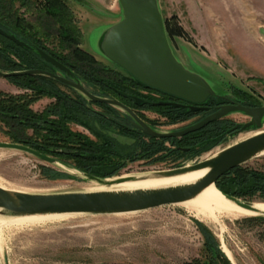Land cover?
<instances>
[{
    "label": "rangeland",
    "instance_id": "374dc122",
    "mask_svg": "<svg viewBox=\"0 0 264 264\" xmlns=\"http://www.w3.org/2000/svg\"><path fill=\"white\" fill-rule=\"evenodd\" d=\"M65 2L71 10L69 32L73 29V33L77 34L78 31L81 33L79 47L94 55L105 67L129 76L101 50L105 33L123 19L120 1L65 0ZM158 5L174 54L188 69L202 75L212 86L215 96H210L207 100L233 99L241 102L245 99L235 91L242 89L250 92L251 101L264 104V0H158ZM15 9L19 13L25 10L19 1L15 2ZM173 16L176 18L172 20ZM27 17L32 21L35 18L29 14ZM167 21L176 31H178L176 26L181 27V31L171 33L167 29ZM59 39L56 34L47 35L43 42L63 54ZM3 44L5 43L0 40V46H4ZM0 69L10 70L1 66ZM75 77L78 82L87 85L89 89L93 88L97 93L103 90L98 85L86 81L83 76ZM24 90L25 88L18 84L0 77V91L10 93ZM70 92L75 98H80L77 91ZM31 94L34 98L32 102L37 101L33 105L36 110H41L50 101L46 95L35 100L38 93ZM86 99L87 97L84 100ZM112 107L122 113L125 111L116 105ZM95 108L101 110L99 107ZM82 114L80 115L83 120L86 114ZM144 114L158 121L153 126L150 125L156 131L179 130L199 118L192 113L174 114L170 119L150 111ZM223 119L225 124L221 136L224 137L215 138L213 143L215 145L205 151H202L204 148L202 146L206 144L197 142L196 134L193 135L195 138L192 142L179 141L183 146H192L191 153L180 157L156 151L152 152L154 157L162 155L165 158L147 162L140 157L135 161L129 159L123 162L120 155L104 153L101 148L93 152L99 158L91 162L104 164L106 167L104 170L116 169L117 174L114 177L169 169L207 158L226 145L253 135L258 129L252 127L229 134L226 127L231 123L241 127L250 118L244 112L233 111ZM68 126L70 130L82 132L86 139L95 144L101 142L98 136L81 123L73 121ZM8 129L9 125L5 121H0V142H12L7 133ZM121 132H112L118 139L120 147L136 143L129 134ZM170 146L169 141H163L159 149ZM50 150L60 152L61 158L69 163L76 161L71 156L74 149L53 145ZM60 162L54 164L22 150L0 148V187L27 192L92 189L95 181L86 178L77 170L63 166ZM42 165H49L65 172H68L67 169L75 173L77 178L47 179L41 174ZM242 165L264 171V154L255 156ZM240 198L264 201V189H259L253 197L248 194ZM251 217L223 218L225 228L222 230L215 222L196 219L180 202L136 212L67 214L54 220L10 224L2 226L0 230V264H191L197 261L204 263L209 255L205 251L204 238L195 220L212 230L220 242L221 249L222 242L218 235L224 234L226 244L233 254L232 259L227 256L232 264H264V221L251 220Z\"/></svg>",
    "mask_w": 264,
    "mask_h": 264
},
{
    "label": "water",
    "instance_id": "95a60500",
    "mask_svg": "<svg viewBox=\"0 0 264 264\" xmlns=\"http://www.w3.org/2000/svg\"><path fill=\"white\" fill-rule=\"evenodd\" d=\"M123 10V19L113 25L101 44L103 54L145 85L157 88L171 95L186 99L192 103H203L215 92L208 81L200 74L188 69L174 54L170 46L165 21L159 9L158 0H119ZM0 34L24 45V42L0 28ZM40 54L48 61L70 72L69 68L43 50ZM38 70L23 72H2L0 76L13 74L36 73ZM62 81L73 85L86 93L95 101H104L128 110L136 119L135 125L144 133L155 138H178L206 127L209 123L226 117L233 111L244 112L250 120L244 123L236 132L248 128H258L257 131L241 140L226 145L211 156L188 164L159 169L157 175L170 176L192 170L208 169V171L193 184L161 188L147 191H63V192H27L0 187V208L7 216H24L32 214H115L142 211L161 205L180 203L189 200L201 192L206 186L214 183L231 169L242 165L251 158L258 156L264 150V105L246 106L241 103L222 105L217 111L201 121L181 130L156 131L134 114L127 106L114 98H99L89 93L79 83L70 82L62 77ZM178 105V104H177ZM0 148H13L28 152L50 163H58L57 159L43 154L29 146L15 142H0ZM63 166L77 170L86 178L104 184L109 178L99 177L63 162ZM65 169V168H64ZM73 177L76 174L71 173ZM119 177V176H117ZM117 178L115 181H124ZM221 192L240 207L252 209L255 201ZM264 202V201H260Z\"/></svg>",
    "mask_w": 264,
    "mask_h": 264
},
{
    "label": "flooded vegetation",
    "instance_id": "af4514ba",
    "mask_svg": "<svg viewBox=\"0 0 264 264\" xmlns=\"http://www.w3.org/2000/svg\"><path fill=\"white\" fill-rule=\"evenodd\" d=\"M10 1L14 2L15 0H10ZM27 1L29 2L27 3V5L24 6L25 10L22 12L20 11V13L19 12L15 13L14 10L11 8L10 17H7L6 15L0 12V19L1 18L3 20L5 19V22H7L8 24L10 23V25H8L9 28H5L4 26H2V24H0V28L6 31L8 34L14 35L17 39L24 42V45H21L13 41L12 39H9L8 37L0 34V40L3 43H5L3 44L4 46H0V66L10 68V70L7 71L1 69L0 71L23 72L29 70H36V71L38 70V72L13 74L8 77H3V76L0 77L9 80L13 84L22 83V82H27L30 84L38 83L39 84L37 85L38 87L45 85V88L48 82H54L56 86L60 88L61 91H64V93L68 96L67 99L68 101L71 100L76 103H79V107H78L79 113L71 112L70 110H68L65 111V113L63 114V118L65 117L79 118L80 121L82 122L81 123L82 125H84L87 129L91 130L95 134V136H98L101 139V142H97L99 144H95V142H91L88 139H86L82 135V132L72 129V132H74L77 135H80L83 138V142H86L87 146L90 147V151L92 152L91 154L93 155L92 160L94 161L99 157L96 156V154L93 152H96V150L99 149L101 150V148H102L101 151H105L107 154L115 153L120 155L121 157H123L122 158L123 162L129 159L131 161H135L140 157H143L144 160L147 162L157 160L158 158L161 157L165 158V156L162 155L160 157L157 156L158 158L154 157L152 152H156V151H157L156 153H168L169 155L172 156L175 155L177 157H180L181 155L183 156L191 153V147H192V146H183L182 144H179L180 139L190 136L192 133L200 132L201 130L207 128L209 125H211L214 122L217 123V122H221V120L222 121L225 120L223 118L218 119L216 121L209 123L206 127L198 131L191 132L182 137L155 138L144 133L135 125L136 119L128 110L121 107L122 109L125 110L124 113H122L121 111L113 108L112 104L110 103L104 101H95L86 93L82 92L80 89L62 81L59 78H56L53 75L47 74L46 72H50L70 82L79 83L85 88L86 91L95 95L96 97L114 98L118 100L119 102L127 106L134 114H136L141 120H143L149 126L150 125L153 126L158 121L157 120L155 121V119H152L144 114L148 111L162 115L166 119L172 118L174 114L184 115L187 113H192L195 114L194 116H199V118L191 122L192 124H194L201 121L202 119L212 114L213 112L217 111L222 105L225 104L241 103L243 105L252 106V107L264 105L256 101L243 100L240 102L233 99H227V100L210 99V100H206L203 103H192L187 101L186 99L171 95L157 88L145 84L142 85L133 82L131 80L129 81L127 76L121 74L119 71L115 69L105 67L104 65H102V62L98 59H96L98 62L97 64L98 69L104 71V74L98 77L85 76L84 73H82L79 69V63L83 64V61L78 60L77 58L65 59L61 53L57 52L54 48L49 47L46 42H43L45 41L47 35L56 34V36L60 38L59 39L60 41L59 46L61 48L60 50H64L63 54L68 55L69 53L75 51L79 47V44H74L69 42L62 43L64 37H68L69 34L73 33V29H70L69 32V29L62 28L59 22L53 23L51 20H48V16L49 18L52 17L48 15V13H46L45 10H41L39 8L40 5L35 4L43 0H27ZM28 14L34 15L35 18L33 17L34 18L33 21L27 17ZM15 16H17L18 18H23L24 23L18 24L19 21L16 20ZM40 50L45 51L46 53L54 57L56 60H58L60 63L68 67L70 72L61 69L55 64H53L51 61L46 60L40 54ZM85 64L89 65V63H85ZM112 71L115 72L113 73L114 75H110ZM76 75L83 76L86 79V81L98 85L103 90H100L101 93H97L94 91L93 88L89 89L87 85H83L82 83L78 82L75 79ZM126 80L129 81L128 84L126 83ZM116 86H119V88ZM70 91H77L81 99L75 98V96H73ZM31 93H35V90L32 88H25V90L22 92L9 93L10 95L16 96L17 102L21 104H25L28 106V108L32 109L31 110L32 112L28 111L22 116L18 113H10V117H9L10 120L7 118L5 122L7 123L8 120L10 121V125L7 123L9 125V129L7 130L8 131L7 133H9L10 135V141L15 143H20L35 149L34 147L30 146L28 143H30L32 137L35 136V131L37 127L43 128V132L45 134L49 132V128L53 126H54L53 128L59 127L58 121L60 120V117H59V113H56L57 112L56 105L59 102V99L57 95H49L45 93L37 94L35 95V97L39 95L43 96L45 94L46 97L50 99V101L41 110H36L33 105L37 101L32 102L33 94ZM85 96L87 97L86 100H84L86 98ZM14 100L16 99L14 98L12 101ZM95 106L101 108V110L96 109ZM81 113L86 114V117H84L83 120H85L87 124H85V121L82 120L80 115ZM111 114L112 115L114 114L113 117L109 116ZM105 118L106 121H104ZM70 122L72 123L73 121H67V125H69ZM239 128L241 127L240 126L236 127V124L234 125L233 123H231L230 126L226 127V131L229 134H232L235 131H237ZM181 129L184 128H180L179 130ZM21 130H23V133H20L19 140L13 141L15 134H18V131ZM121 131L133 137L136 143L128 147L127 146L120 147L121 145H119L120 143L118 144V139L114 137L112 132L122 133ZM188 140H189L188 142L190 141L192 142L194 141V138L189 137ZM163 141L166 142L169 141L171 143V146L167 147L166 149H159ZM48 143L42 141L35 143L40 145L41 151L37 149L35 150L43 154L49 155L55 159L58 160L60 159V161L62 162L64 161L67 162V160L61 158L62 156H60L61 155L60 152H54L50 150V147H53V145H55V147H60V145H57L58 142L56 143L55 141L52 140L50 142L48 141ZM152 172H158V171L156 170L146 171V173H152Z\"/></svg>",
    "mask_w": 264,
    "mask_h": 264
},
{
    "label": "trees",
    "instance_id": "16d2710c",
    "mask_svg": "<svg viewBox=\"0 0 264 264\" xmlns=\"http://www.w3.org/2000/svg\"><path fill=\"white\" fill-rule=\"evenodd\" d=\"M15 0L14 2H11L10 0H0V12L7 17H10V10L11 8L14 10L15 13H17V9H15ZM44 1V2H43ZM39 3H35L40 5L41 10H45L48 15H50L52 18H49L48 20H51L53 23L59 22L62 26V28L69 29L70 24L69 18L71 14L70 7L67 5L65 0H43ZM21 6L27 5L29 1L26 0H19ZM17 15V14H16ZM18 16V15H17ZM16 17V20H18V24H23L24 19ZM176 17L173 16L172 20ZM72 20V19H71ZM0 24L4 26L5 28H9L7 22H5V19H0ZM178 31L175 30V27L167 21V29L171 33H178L179 30L181 31V27H177ZM80 36L81 33L78 31L77 34L71 33L68 35V37H64V42L69 43H80ZM65 59H71V58H77L78 60L83 61V64L79 63V69L82 73H84L85 76L88 77H98L102 74H104V71L98 69V62L94 55L86 52L82 48L78 47L75 51H72L68 55H64ZM85 63H89L85 64ZM120 67V66H119ZM123 69V68H122ZM126 71V70H125ZM127 72V71H126ZM114 71L110 73V75H114ZM129 76H127L128 80L139 83L144 85L141 81H139L137 78L132 76L129 72H127ZM126 80V83L128 82ZM19 86L23 88H32L37 92L38 94L45 93L49 95H57L59 102L56 105V113H59L60 120L58 121L59 127L58 128H49V132L45 134L43 132V128H36L35 136L32 137V140L30 143H28L30 146L34 147L37 150H40V145L35 144L39 141L48 143V141H56L58 142L57 145H60L61 147H68L73 152L71 153V156L75 158V163H68L63 162L68 165H74L75 168L95 175L99 177H114L117 174V170H104L106 169L104 164H95L91 162L93 159V155L90 154V147L87 146L86 142H83V138L80 135L75 134L70 130V127L67 125V121H75L77 123H82L79 118L72 117V118H63V114L65 111L70 110L71 112H77L79 113L78 107L79 103H76L71 100H67L68 96L64 93V91H61L60 88L56 86L54 82H48L45 85L38 87V83H16ZM36 85V86H35ZM119 88V86H116ZM238 95L243 97L247 101L252 100V95H249L250 92H247L242 89H237L235 91ZM61 93V94H59ZM44 94V95H45ZM41 95L36 96L35 100L38 99ZM16 99L12 101L13 99ZM34 99V98H33ZM32 99V101H33ZM73 105V106H72ZM68 108V109H67ZM67 109V110H66ZM32 109L28 108L27 105L21 104L17 102V98L14 95H10L9 93H6L4 91H0V121H6L7 118L10 120V113H18L21 116L27 113L28 111H31ZM8 120V124L10 125V121ZM224 121L221 120V122H214L211 125H209L207 128L201 130L200 132L192 133L190 136L184 137L180 139V141L188 142L187 140L189 137L195 138L193 135H197L196 139L197 142H203L205 146H202V151L211 149L212 146H214V139L222 137V129H223ZM34 127V126H32ZM221 131V132H220ZM20 133H23V130L18 131V134H15L13 141H18L20 137ZM200 133H202V136ZM224 133V132H223ZM202 137H201V136ZM224 137V136H223ZM222 137V138H223ZM86 141V140H85ZM196 143V142H195ZM211 144V145H209ZM49 145V143H48ZM106 153L105 151H102ZM97 167V168H96ZM99 167V168H98ZM41 174L43 177L47 179H66V178H77L73 177L70 173L58 170L56 168H53L49 165H42L41 166ZM217 187L222 190L226 194L234 195L237 197L241 196H247L248 194L250 197H253V195L259 190L264 189V171L258 170L252 167H246V166H238L230 171L226 172L223 176H221L217 181ZM251 220H263L264 216H252L250 218ZM200 232L202 233V236L204 238V246L205 251L208 253V260L204 263L201 262H195L191 264H232L230 259L227 257L225 252L221 249L220 242L217 239V237L214 235L212 230H210L206 225H204L202 222L195 220Z\"/></svg>",
    "mask_w": 264,
    "mask_h": 264
},
{
    "label": "bare ground",
    "instance_id": "6f19581e",
    "mask_svg": "<svg viewBox=\"0 0 264 264\" xmlns=\"http://www.w3.org/2000/svg\"><path fill=\"white\" fill-rule=\"evenodd\" d=\"M255 133V132H253ZM251 134V133H250ZM264 154V150L259 155ZM191 164H188V166ZM208 169L192 170L180 174L161 176L156 172L143 173L137 175H127L122 177L109 178L108 183L95 182L90 191H147L161 188L178 187L193 184L199 180ZM117 178H125L124 181H115ZM195 217L201 221L215 222L224 230L223 218L233 219L247 216H264V202L255 201L252 209L240 207L235 201L227 198L212 183L206 186L193 198L181 202ZM0 208V230L2 226L10 224H24L31 222H41L62 218L67 214H32L24 216H7L2 214ZM224 220V219H223ZM33 224V223H32ZM217 226V227H218ZM219 228V229H220ZM219 238L222 242V249L229 258H233L232 251L227 246L223 233Z\"/></svg>",
    "mask_w": 264,
    "mask_h": 264
}]
</instances>
